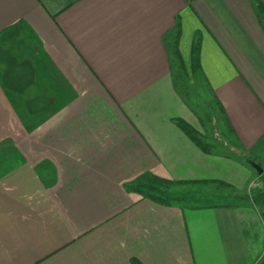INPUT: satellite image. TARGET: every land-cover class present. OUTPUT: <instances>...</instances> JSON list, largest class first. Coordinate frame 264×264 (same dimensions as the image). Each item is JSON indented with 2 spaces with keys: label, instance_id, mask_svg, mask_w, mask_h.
<instances>
[{
  "label": "crops",
  "instance_id": "obj_1",
  "mask_svg": "<svg viewBox=\"0 0 264 264\" xmlns=\"http://www.w3.org/2000/svg\"><path fill=\"white\" fill-rule=\"evenodd\" d=\"M258 3L0 0V264H264Z\"/></svg>",
  "mask_w": 264,
  "mask_h": 264
},
{
  "label": "trees",
  "instance_id": "obj_2",
  "mask_svg": "<svg viewBox=\"0 0 264 264\" xmlns=\"http://www.w3.org/2000/svg\"><path fill=\"white\" fill-rule=\"evenodd\" d=\"M257 10L260 15L264 17V8L261 4L258 3ZM199 42H196L191 51V69L192 73L196 74L198 72V54H199ZM178 127L184 132V134L194 143L196 147H198L201 151L208 153L211 150V145L205 143L194 131L192 127H190L186 122L181 119L176 120ZM171 185L170 182L166 180H162L157 177H149L145 182L137 186L135 191L142 194L143 196L149 198L150 200L163 204L169 205V199L165 198L162 194V189L167 188ZM133 264H140L137 261H133Z\"/></svg>",
  "mask_w": 264,
  "mask_h": 264
},
{
  "label": "rangeland",
  "instance_id": "obj_3",
  "mask_svg": "<svg viewBox=\"0 0 264 264\" xmlns=\"http://www.w3.org/2000/svg\"><path fill=\"white\" fill-rule=\"evenodd\" d=\"M177 60H174V67H175V69H176V73H182V78L180 79V77L179 76H177L176 75V87L179 89V90H182V91H185L186 89H195V90H202V89H204L205 87H202L201 85H199V80H197V74H194V75H196V77L194 78V79H189L188 80V65H186L187 64V60H181V61H179L180 62V64L178 65V66H176L177 65ZM185 62V63H184ZM182 63V64H181ZM180 68V69H179ZM202 88V89H201ZM184 98L186 99V94L184 95ZM203 98V97H202ZM190 100H192L193 102H195L196 101V98H191L190 97ZM197 108H200V109H203V110H206L207 112V115L208 116H210V119L212 118L211 116V112H210V110H211V108L210 107H208V106H206V107H204L203 105H201V106H199V107H197ZM202 118H203V116H202ZM200 137V136H199ZM216 138H218V135H216L215 137H214V139L213 140H211L212 139V136H211V134H210V136H209V138L207 137L206 139H207V142H208V144L209 145H211V142H215L216 141ZM205 141V140H204ZM206 142V141H205ZM212 147H213V145H211ZM173 188H175L176 189V187H173ZM173 190V189H172ZM174 191V190H173Z\"/></svg>",
  "mask_w": 264,
  "mask_h": 264
},
{
  "label": "water",
  "instance_id": "obj_4",
  "mask_svg": "<svg viewBox=\"0 0 264 264\" xmlns=\"http://www.w3.org/2000/svg\"><path fill=\"white\" fill-rule=\"evenodd\" d=\"M251 165H252V167L256 170V172H257L258 174H261L262 169H261V167H260L259 165L254 164V163H252Z\"/></svg>",
  "mask_w": 264,
  "mask_h": 264
},
{
  "label": "built area",
  "instance_id": "obj_5",
  "mask_svg": "<svg viewBox=\"0 0 264 264\" xmlns=\"http://www.w3.org/2000/svg\"><path fill=\"white\" fill-rule=\"evenodd\" d=\"M251 186H256V183L254 182V183H252V185Z\"/></svg>",
  "mask_w": 264,
  "mask_h": 264
}]
</instances>
